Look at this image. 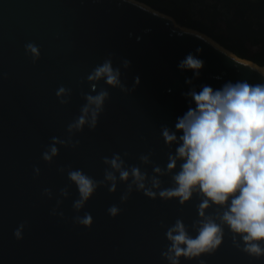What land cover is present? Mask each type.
Instances as JSON below:
<instances>
[{
	"label": "water",
	"instance_id": "95a60500",
	"mask_svg": "<svg viewBox=\"0 0 264 264\" xmlns=\"http://www.w3.org/2000/svg\"><path fill=\"white\" fill-rule=\"evenodd\" d=\"M29 42L40 49L35 64L25 54ZM109 53L114 67L121 59L131 61L129 69H121L122 82L132 88L138 76L139 84L129 94L108 88L110 98L96 128L85 126L73 137L78 147L57 145L58 155L44 162L42 153L51 138L67 136V125L86 102V76ZM189 53L204 62L192 85L185 83L192 72L177 67ZM259 67L140 0H0V264H167L161 257L169 246L167 227L182 219L190 235H196L191 227L199 218L196 195L181 206L177 199H149L133 191L121 204L126 184L118 182L114 193L108 186L98 187L76 213L72 203L78 190L67 172L57 169H79L101 180L103 157L118 153L127 165L140 166L151 176L153 165L166 168L169 148L160 128L175 130L177 117L189 107L182 94L202 84L217 89L229 80L264 82ZM61 85L72 90L63 106L55 96ZM101 87L107 88L103 81L97 85ZM150 151L152 164L140 165L138 157ZM34 167L40 169L38 177ZM160 179L162 187L171 186L170 176ZM66 186L70 195L59 209L61 219L49 213ZM44 188L52 189V199L42 195ZM113 204L122 209L115 218L107 214ZM216 211L212 206L206 215ZM85 212L92 216L91 227L74 225L72 217ZM24 221L23 239L17 241L13 232ZM224 233L214 254L181 258L180 264H264V257L254 259L234 247L227 227Z\"/></svg>",
	"mask_w": 264,
	"mask_h": 264
},
{
	"label": "clouds",
	"instance_id": "9594fccd",
	"mask_svg": "<svg viewBox=\"0 0 264 264\" xmlns=\"http://www.w3.org/2000/svg\"><path fill=\"white\" fill-rule=\"evenodd\" d=\"M24 49L33 64L40 59V49L36 44L29 42ZM113 59L114 54L109 53L86 76L90 89L89 93H82L86 102L80 108L79 116L67 125V136L63 139L51 138L42 153L44 162L51 163L58 155L57 145L73 149L78 147L80 142L73 137L85 126L90 131L96 128L105 102L110 98L108 88L129 94L139 84L138 76L134 78L132 88L122 82L121 69H129L130 60L121 59L119 66L114 67ZM203 64L192 53L178 63L179 70L192 72L191 77L185 78L186 84L192 85L193 80L200 77ZM100 81L107 88L98 89ZM71 94L72 90L63 85L55 92L62 106L70 102ZM182 95L189 100V107L177 117L175 130L166 125L160 128L161 138L169 148L166 168L153 165L152 175L149 176L140 166L127 165L118 153L111 158L103 157L102 163L106 167L101 180L79 169L60 167L57 171L61 174L67 172L70 184L78 190V198L73 201L72 208L79 213L98 187L108 186V192L114 193L118 182L126 184L120 196L121 204L128 201L133 191L149 199H177L181 206L196 195L201 201L197 206L199 218L191 226L196 235H190L182 219H176L173 225L167 227L165 237L169 246L161 252L167 264H180L181 258L199 260L202 254H214L223 242L225 227L231 233L234 247L251 258L260 259L264 257V82L229 80L217 89L202 84L199 90L193 86ZM173 145H176L174 154L171 151ZM151 155V151L141 154L138 157L140 165L152 164ZM178 162L179 170L175 171ZM33 174L35 177L40 175L39 167L33 168ZM165 176H170V187H162L160 178ZM42 195L52 199L53 191L44 188ZM69 195L67 186L61 188L59 197L62 199H56L49 214L63 219L64 212L59 209L63 199ZM212 206H216V213L206 215V210ZM121 211L118 205L113 204L108 207L107 214L115 218ZM72 223L90 228L93 219L90 213L85 212L83 216H73ZM26 226L27 221H24L14 230L13 236L17 241L23 239ZM200 264H203L202 260Z\"/></svg>",
	"mask_w": 264,
	"mask_h": 264
},
{
	"label": "trees",
	"instance_id": "16d2710c",
	"mask_svg": "<svg viewBox=\"0 0 264 264\" xmlns=\"http://www.w3.org/2000/svg\"><path fill=\"white\" fill-rule=\"evenodd\" d=\"M140 1L171 15L182 26L207 34L236 55L264 65V0H199L211 4L197 17L189 9L191 0Z\"/></svg>",
	"mask_w": 264,
	"mask_h": 264
},
{
	"label": "rangeland",
	"instance_id": "374dc122",
	"mask_svg": "<svg viewBox=\"0 0 264 264\" xmlns=\"http://www.w3.org/2000/svg\"><path fill=\"white\" fill-rule=\"evenodd\" d=\"M169 1H165V3H168ZM202 3H204V4H202ZM202 3H200L199 2V0H197V1H194V2H192V3H190V9H191V11H192V14H193V16L194 17H197L198 15H199V11H200V9L201 8H203L204 7V5L206 6V7H208L211 3H209V2H207V1H203ZM188 5V4H187ZM188 7V6H187ZM205 7V8H206ZM219 9H220V11H222V12H224L225 11V8L224 7H221L220 5H219ZM262 67L264 68V66L262 65Z\"/></svg>",
	"mask_w": 264,
	"mask_h": 264
},
{
	"label": "built area",
	"instance_id": "2783aa9c",
	"mask_svg": "<svg viewBox=\"0 0 264 264\" xmlns=\"http://www.w3.org/2000/svg\"><path fill=\"white\" fill-rule=\"evenodd\" d=\"M194 1H197V0H191L190 3L194 2ZM199 2L202 3L201 1H199ZM190 3H189V7H190ZM202 4H204V3H202ZM205 7H206V6L204 5V7L201 8V9H204ZM208 7H210V5H209ZM218 8H220L219 5H218ZM189 9H190V8H189ZM201 9H200V10H201ZM190 10H191V9H190ZM199 12H200V11H199ZM191 13H192V11H191Z\"/></svg>",
	"mask_w": 264,
	"mask_h": 264
},
{
	"label": "bare ground",
	"instance_id": "6f19581e",
	"mask_svg": "<svg viewBox=\"0 0 264 264\" xmlns=\"http://www.w3.org/2000/svg\"><path fill=\"white\" fill-rule=\"evenodd\" d=\"M260 69H262L264 71V68L262 66L259 67Z\"/></svg>",
	"mask_w": 264,
	"mask_h": 264
}]
</instances>
